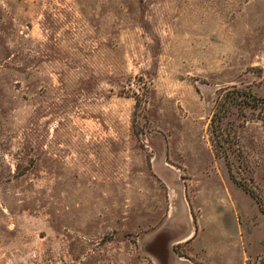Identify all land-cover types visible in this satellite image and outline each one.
Masks as SVG:
<instances>
[{
	"label": "rangeland",
	"instance_id": "rangeland-1",
	"mask_svg": "<svg viewBox=\"0 0 264 264\" xmlns=\"http://www.w3.org/2000/svg\"><path fill=\"white\" fill-rule=\"evenodd\" d=\"M232 89L264 97V0H0V264H264Z\"/></svg>",
	"mask_w": 264,
	"mask_h": 264
},
{
	"label": "trees",
	"instance_id": "trees-1",
	"mask_svg": "<svg viewBox=\"0 0 264 264\" xmlns=\"http://www.w3.org/2000/svg\"><path fill=\"white\" fill-rule=\"evenodd\" d=\"M244 96L246 98V102L249 105H252L253 107L259 106V105H264V97H261L259 95H256L252 92H247V91H242L240 89H232L226 92L224 97L219 101V105L217 107V110L213 114L212 118V126H213V131L214 133L220 131V122L224 114L221 113L222 109L225 107L228 108L229 104L232 102H235L239 96ZM218 135V133H217Z\"/></svg>",
	"mask_w": 264,
	"mask_h": 264
}]
</instances>
